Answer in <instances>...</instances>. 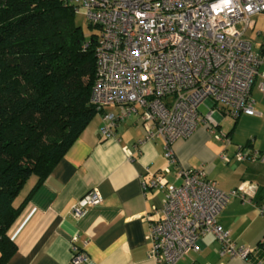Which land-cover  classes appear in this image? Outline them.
Wrapping results in <instances>:
<instances>
[{"label": "built area", "instance_id": "built-area-1", "mask_svg": "<svg viewBox=\"0 0 264 264\" xmlns=\"http://www.w3.org/2000/svg\"><path fill=\"white\" fill-rule=\"evenodd\" d=\"M74 10L84 8L89 22L97 27L95 75L90 99L98 107L117 104L118 110L101 111V136L114 133L117 120L136 114L145 139L162 138L168 163L142 189H163L159 206L147 210L150 253L157 264H175L198 240L212 233L219 252L248 258L254 246L237 244L230 230L218 219L224 202L234 190H223L204 165H177L179 182L164 174L177 161L172 142L189 135L200 122L218 139L230 136L218 127L214 107L232 117L255 112L251 87L260 74L264 91V44L255 48L244 33L254 24V14L264 10V0H63ZM210 99L213 107L202 114L199 105ZM224 160L230 156L219 153ZM237 160L264 162V150L238 144ZM101 194L96 185L83 192L71 205L80 215ZM264 213V202L259 203ZM70 244L75 264H88L84 247ZM264 246V236L260 238Z\"/></svg>", "mask_w": 264, "mask_h": 264}, {"label": "crops", "instance_id": "crops-1", "mask_svg": "<svg viewBox=\"0 0 264 264\" xmlns=\"http://www.w3.org/2000/svg\"><path fill=\"white\" fill-rule=\"evenodd\" d=\"M255 48L264 44V10L254 14V24L244 33ZM259 69H264V60ZM260 74L251 87L255 112H241L232 117L214 107L212 115L218 127L231 141L216 138L205 122L187 136L172 142L177 161L164 179L179 182L177 165H204L209 176L223 190H234L218 213L219 221L230 230L237 244L254 246L248 258L220 253L219 241L208 232L199 240L198 248H189L175 264H264V162L237 160L233 157L238 144L264 150V91L259 87ZM202 103V102H201ZM205 114L213 102L204 101ZM105 109L117 111V104ZM102 115L97 111L56 161L44 179L34 186L32 173L13 202L23 200L20 213L8 229L16 242V250L3 264H75L70 244L86 250L88 264H157L150 253L146 211L161 204L163 189H142V178L149 179L168 163L165 143L160 137L145 139L144 126L136 114L117 120L114 133L101 136ZM225 150L229 160L219 153ZM32 176V178H30ZM96 185L101 199L89 204L80 215L71 211L72 203L89 187Z\"/></svg>", "mask_w": 264, "mask_h": 264}, {"label": "trees", "instance_id": "trees-1", "mask_svg": "<svg viewBox=\"0 0 264 264\" xmlns=\"http://www.w3.org/2000/svg\"><path fill=\"white\" fill-rule=\"evenodd\" d=\"M97 34L63 0H0V264L16 250L8 229L26 179L35 173L40 183L105 110L90 99Z\"/></svg>", "mask_w": 264, "mask_h": 264}, {"label": "rangeland", "instance_id": "rangeland-1", "mask_svg": "<svg viewBox=\"0 0 264 264\" xmlns=\"http://www.w3.org/2000/svg\"><path fill=\"white\" fill-rule=\"evenodd\" d=\"M75 19L78 23H80L82 25V27H83V29L87 35H89L91 32H94L97 30V27L90 25L89 20L86 17V14H85L83 7H80L77 10H75ZM199 109H202L204 111L207 109V105L204 102H202L199 105ZM30 178H32V176Z\"/></svg>", "mask_w": 264, "mask_h": 264}]
</instances>
